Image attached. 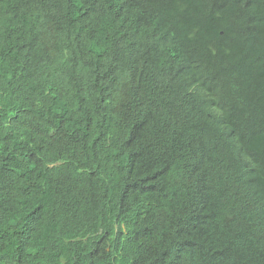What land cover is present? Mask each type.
Here are the masks:
<instances>
[{
	"label": "clouds",
	"instance_id": "obj_1",
	"mask_svg": "<svg viewBox=\"0 0 264 264\" xmlns=\"http://www.w3.org/2000/svg\"><path fill=\"white\" fill-rule=\"evenodd\" d=\"M0 264H264V0H0Z\"/></svg>",
	"mask_w": 264,
	"mask_h": 264
}]
</instances>
